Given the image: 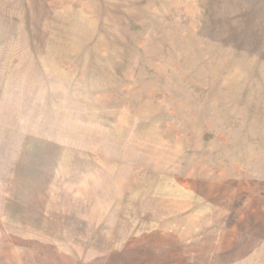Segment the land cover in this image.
<instances>
[{
    "label": "rangeland",
    "instance_id": "obj_1",
    "mask_svg": "<svg viewBox=\"0 0 264 264\" xmlns=\"http://www.w3.org/2000/svg\"><path fill=\"white\" fill-rule=\"evenodd\" d=\"M0 264H264V0H0Z\"/></svg>",
    "mask_w": 264,
    "mask_h": 264
},
{
    "label": "crops",
    "instance_id": "obj_2",
    "mask_svg": "<svg viewBox=\"0 0 264 264\" xmlns=\"http://www.w3.org/2000/svg\"><path fill=\"white\" fill-rule=\"evenodd\" d=\"M177 244L179 245V242H177ZM200 253L201 252L199 251V253H196V254L200 255ZM208 254H211V251L210 252L208 251ZM201 255H202V253H201ZM247 255H248V251L246 252V255L244 257H246Z\"/></svg>",
    "mask_w": 264,
    "mask_h": 264
}]
</instances>
